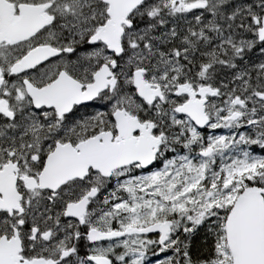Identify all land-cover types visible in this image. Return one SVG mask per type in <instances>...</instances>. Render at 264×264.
Returning a JSON list of instances; mask_svg holds the SVG:
<instances>
[{
    "label": "snow or ice",
    "instance_id": "6c2138e0",
    "mask_svg": "<svg viewBox=\"0 0 264 264\" xmlns=\"http://www.w3.org/2000/svg\"><path fill=\"white\" fill-rule=\"evenodd\" d=\"M0 264H264V0H0Z\"/></svg>",
    "mask_w": 264,
    "mask_h": 264
}]
</instances>
